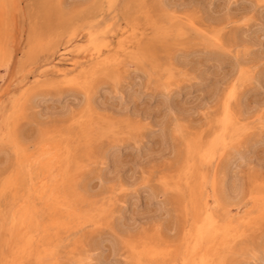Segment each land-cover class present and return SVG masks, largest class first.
<instances>
[{"label":"rangeland","instance_id":"1","mask_svg":"<svg viewBox=\"0 0 264 264\" xmlns=\"http://www.w3.org/2000/svg\"><path fill=\"white\" fill-rule=\"evenodd\" d=\"M263 120L264 0H0V264H264Z\"/></svg>","mask_w":264,"mask_h":264},{"label":"bare ground","instance_id":"2","mask_svg":"<svg viewBox=\"0 0 264 264\" xmlns=\"http://www.w3.org/2000/svg\"><path fill=\"white\" fill-rule=\"evenodd\" d=\"M4 15V14H3ZM5 18V17H4ZM85 33V32H84ZM49 37H50V35H49ZM53 40V39H52ZM72 42V41H71ZM70 42V43H71ZM69 46V45H68ZM99 49V48H98ZM71 50H72V48H71ZM68 53V52H67ZM61 54H63V53H61ZM78 55H76L75 57H74V59H77V58H79L78 56H79V54H80V52H79V50H78V53H77ZM58 55V54H57ZM71 55V54H70ZM69 55V56H70ZM72 56V55H71ZM68 58V57H67ZM9 59V58H8ZM73 60L71 59V60H68V62H70V63H73L72 62ZM61 63V62H60ZM244 79V78H243ZM76 82V81H75ZM16 107H17V105H16ZM6 116V115H5ZM226 118V117H225ZM226 120V119H225ZM264 121V120H263ZM224 123H225V121H224ZM224 127V126H223ZM188 145V144H187ZM29 162V165H27V163H26V166L25 167H27V169H26V171H25V176H24V178L25 179H27L28 180V178H30V179H36V180H38V182H39V180H41V181H43L44 182V185H42V187L40 188V189H38V192H37V198H38V203H39V209L37 210V212H36V214H37V216H39V217H42L43 216V214H45V213H47V215H49V218H48V221L47 222H50V220H52L51 222V224L49 225L50 227H51V230L52 231H55L56 230V233L58 232V230H57V228L56 227H59V224L55 221L56 220V218H59V219H61V215H60V213H59V207L61 208V205H62V203H63V201L62 200H60V199H58V200H55V198L54 199H50V197H49V195L47 194V191H46V187H48L49 185H50V182L49 181H47L46 179H48V178H50V176H51V172H50V169L49 168H47L46 166H44L43 164H41L42 162H39V161H37L36 159H31V160H29L28 161ZM29 179V180H30ZM52 179V178H51ZM42 182V183H43ZM27 183V182H26ZM52 183H53V181H52ZM36 185V184H35ZM54 185H55V183H54ZM37 186V185H36ZM50 190V189H49ZM36 193V192H35ZM50 193V192H49ZM71 193V192H70ZM234 194V193H233ZM53 195H54V193H53ZM67 195V194H66ZM68 196V195H67ZM63 198V197H62ZM67 199H69V197H67ZM67 202H69V201H67ZM19 203V201H13L12 202V208H14V207H18V206H16L17 204ZM65 203V202H64ZM72 203V202H71ZM67 205V204H66ZM70 205L71 204H69V207H70ZM19 206H20V204H19ZM68 207V206H67ZM71 208V207H70ZM95 208V207H94ZM71 213V212H70ZM81 213V212H80ZM31 217V216H30ZM32 218V217H31ZM13 221V220H12ZM22 221V220H21ZM14 222V221H13ZM23 222V221H22ZM39 222V221H38ZM21 226H22V224H21ZM41 226L44 228V230H46V227H45V224H43V222H42V224H41ZM48 226V228L50 229V227ZM37 227V226H36ZM56 228V229H55ZM48 230V229H47ZM16 231V230H15ZM22 231V230H21ZM21 233V232H20ZM19 234V233H18ZM14 235H15V233H14ZM22 235V234H21ZM23 236V235H22ZM33 236V235H32ZM55 236V235H54ZM47 237V236H46ZM29 239V238H28ZM56 240V239H55ZM59 240V239H58ZM60 241V240H59ZM61 242V241H60ZM22 247V246H21ZM28 247V246H27ZM22 248H24V247H22ZM24 249H26V248H24ZM14 250H16L17 251V249H14ZM14 252V251H13ZM21 252V251H20ZM16 253V252H15ZM54 256V255H53ZM49 258V257H48ZM57 258V257H56ZM36 261V260H35ZM263 263H264V259H263Z\"/></svg>","mask_w":264,"mask_h":264}]
</instances>
